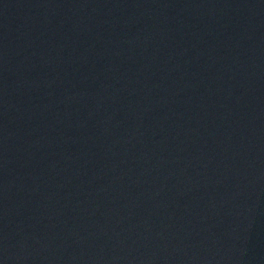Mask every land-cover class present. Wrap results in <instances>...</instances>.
<instances>
[{"label":"water","instance_id":"1","mask_svg":"<svg viewBox=\"0 0 264 264\" xmlns=\"http://www.w3.org/2000/svg\"><path fill=\"white\" fill-rule=\"evenodd\" d=\"M0 264H264V0H0Z\"/></svg>","mask_w":264,"mask_h":264}]
</instances>
